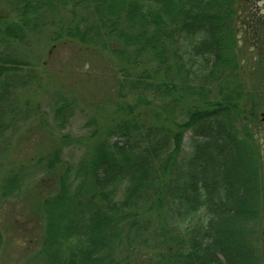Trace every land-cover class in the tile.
<instances>
[{"label": "trees", "instance_id": "16d2710c", "mask_svg": "<svg viewBox=\"0 0 264 264\" xmlns=\"http://www.w3.org/2000/svg\"><path fill=\"white\" fill-rule=\"evenodd\" d=\"M6 2L1 47L21 43L34 16L68 4L75 19L76 7L85 8V22L71 17L51 39L108 51L122 66L120 89L132 99L117 107L120 116L95 122L86 139L63 134L61 145L53 142L2 179L1 198L17 196L30 172H40L37 182L50 180L47 193L36 187L33 196L31 216L41 232L34 260L264 264L263 163L253 133L264 99L256 86L235 80L211 86L221 70L236 75L237 25L247 20L248 2L0 0V6ZM23 65L0 58V140L11 123L5 97L28 81L20 78ZM247 67L264 88L262 55ZM71 116L64 103L52 112L61 128ZM76 144L85 149L73 166L63 146ZM183 229L190 231L186 239ZM2 239L0 231V248Z\"/></svg>", "mask_w": 264, "mask_h": 264}, {"label": "rangeland", "instance_id": "374dc122", "mask_svg": "<svg viewBox=\"0 0 264 264\" xmlns=\"http://www.w3.org/2000/svg\"><path fill=\"white\" fill-rule=\"evenodd\" d=\"M247 7L249 13H254L262 9L263 4L261 1L250 0ZM84 9L81 5L76 7L75 19L68 12V4L65 7L58 6L54 12L45 11L37 18L34 16L35 25L29 28L21 43L0 46V58L25 63L19 74L21 80L28 79L24 84L17 83L18 89L9 92L3 104L11 123L9 122L10 126L5 129L0 140V186L2 179L9 172H16L22 165H27L29 160L39 156V152L43 154L44 150L50 148L53 142L61 145L63 134H68L78 141L86 139L94 129L95 122L101 118L109 120L113 116H120L117 107L132 101L125 93L126 90L123 91L119 87L122 73L118 70L122 66L108 51H93L75 43H68L64 38L58 39L57 42L51 39L57 31L68 26L71 17L79 23L85 22L83 20H86L87 12ZM10 11L8 2L0 6V15H8ZM237 27L240 28L239 22ZM237 38L240 65L236 75L230 78V69L221 70L212 80V89L215 91L220 81L226 80L223 83L229 85L230 80H235L248 86L250 90L256 86L259 97L264 99L262 84L253 80L247 67L249 58L254 62L257 56L262 55L264 61V51H251L241 33ZM263 41L264 39L260 40V43ZM253 76L258 77V73ZM62 103L70 106L72 116L61 128L53 120L52 112L56 105ZM36 115L39 119L35 118ZM253 130L258 142L264 176V129L260 126ZM189 137L188 133L184 136L186 146ZM115 140L114 138L112 141ZM63 147V158L75 166L85 147L80 144ZM41 176L40 172H30L17 196L13 194L1 198L0 190V231L3 236L0 264H42L39 256L34 260L41 245V232L38 229L40 220L37 221L31 216L35 188L44 187L43 192L47 193L50 185V180L46 178L39 182ZM262 229L264 242V210ZM189 234L188 229H183L180 233L184 239Z\"/></svg>", "mask_w": 264, "mask_h": 264}, {"label": "flooded vegetation", "instance_id": "af4514ba", "mask_svg": "<svg viewBox=\"0 0 264 264\" xmlns=\"http://www.w3.org/2000/svg\"><path fill=\"white\" fill-rule=\"evenodd\" d=\"M247 2H250V0H246ZM261 1L263 4L262 9H258L257 12H250L247 14L246 22H243L240 24V28L238 31L243 35V37H246L248 39L249 49L251 51L258 50L259 53H262L261 50L264 49V41L261 44L260 40L264 39V0H257ZM249 51V52H251ZM264 107V104L261 105V107ZM262 107V110L258 113L259 116V123L260 126L264 129V122L262 121V115H264V108Z\"/></svg>", "mask_w": 264, "mask_h": 264}, {"label": "water", "instance_id": "95a60500", "mask_svg": "<svg viewBox=\"0 0 264 264\" xmlns=\"http://www.w3.org/2000/svg\"><path fill=\"white\" fill-rule=\"evenodd\" d=\"M262 121L264 122V115H262Z\"/></svg>", "mask_w": 264, "mask_h": 264}]
</instances>
